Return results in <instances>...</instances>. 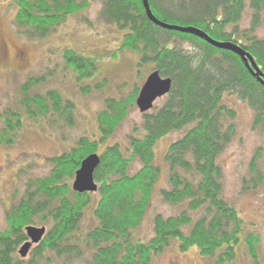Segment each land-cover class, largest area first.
<instances>
[{
	"label": "trees",
	"instance_id": "obj_1",
	"mask_svg": "<svg viewBox=\"0 0 264 264\" xmlns=\"http://www.w3.org/2000/svg\"><path fill=\"white\" fill-rule=\"evenodd\" d=\"M15 7L13 28L26 39L42 40L69 17L89 7L92 0H9ZM102 18L121 34L118 52L137 56V68L150 67L171 81L160 107L142 115L126 144H110L126 121L142 86L124 98H107L97 113L98 136L79 137L69 151L49 159L43 177L29 178L22 196L5 214L0 231V264H152L171 245L184 253L195 249L211 264H233L244 255L250 264H262L260 237L223 197L218 157L230 143L235 111L227 102L236 96L252 111V128H264V85L239 56L204 40L170 31L151 22L142 0H100ZM160 22L194 27L211 39L239 46L264 75V0H147ZM249 11L250 24L239 28ZM193 47V51L182 48ZM63 59L76 81L89 80L96 60L66 49ZM46 76L28 78L20 86L16 107L0 112V146H11L24 126L49 122L73 126L74 104L56 89L38 92ZM145 82V81H144ZM143 85V84H142ZM161 99V98H160ZM159 100V99H158ZM182 135L162 156L166 188L161 201L180 208L178 213L152 219V236L136 232L150 208L162 170L156 146L171 133ZM99 157L93 178L97 190L79 194L71 182L84 159ZM258 152L249 165L244 190L264 191V173L257 167ZM85 225V226H84ZM45 228L42 240L21 258L28 240L25 228ZM38 228V227H37ZM33 247V246H32ZM27 254V255H28ZM27 257V256H26Z\"/></svg>",
	"mask_w": 264,
	"mask_h": 264
},
{
	"label": "rangeland",
	"instance_id": "obj_2",
	"mask_svg": "<svg viewBox=\"0 0 264 264\" xmlns=\"http://www.w3.org/2000/svg\"><path fill=\"white\" fill-rule=\"evenodd\" d=\"M102 4L100 0H92L86 10L69 17L46 38L29 40L13 28L14 5L9 0H0V112L8 107H16L20 86L28 78L42 75L46 76L47 82L38 92L56 89L75 107L73 126L25 121L15 143L0 146V231L6 229V211L22 196L27 179L45 176L50 170L49 159L69 151L79 137H97L96 115L104 108L105 100L127 97L135 86H142L151 74L150 67L137 68L135 54L118 52L121 34L102 18ZM249 24L250 13L246 11L239 28L247 29ZM256 35L262 38L264 32L257 29ZM182 48L194 50L186 45ZM66 49L97 61L95 72L89 80L76 81V74L63 59ZM163 101L164 98L156 100L153 106L160 107ZM227 102L235 111V132L217 161L222 169L223 197L237 209L249 229L259 235L260 257L264 264V191H246L243 188V180L249 179L250 162L258 152L257 167L264 173V128H252L253 113L236 96H230ZM142 115L137 106L131 109L109 143L125 145L133 130L141 129ZM181 135L182 132L171 133L156 146V162L161 166L162 173L147 216L136 232L141 239L152 236V219L155 215L168 217L177 214L180 209L163 203L157 191L167 187V171L162 156L167 146ZM27 258L29 254L24 259ZM46 264L62 263L52 260ZM152 264L211 263L195 249L182 253L177 245H171ZM233 264L250 262L242 255Z\"/></svg>",
	"mask_w": 264,
	"mask_h": 264
},
{
	"label": "water",
	"instance_id": "obj_3",
	"mask_svg": "<svg viewBox=\"0 0 264 264\" xmlns=\"http://www.w3.org/2000/svg\"><path fill=\"white\" fill-rule=\"evenodd\" d=\"M145 13L148 19L156 26L163 29L176 31L180 33L190 34L196 36L215 48L230 51L240 57L245 66L250 70L251 74L264 85V75H262L253 58L239 46L231 43H222L211 39L203 31L194 27H179L167 25L158 21L151 13L147 0H142ZM171 89V81L169 79H162L158 72L151 73L140 88L136 99V106L138 110L144 114L150 111L156 100L166 96ZM99 157L97 155H90L84 159L80 165L79 170L75 173L74 181L72 183V190L76 193H92L97 190V185L94 182L93 174L98 167ZM25 232L29 241L23 244L18 254L21 258H25L33 245H37L45 234V228L27 227Z\"/></svg>",
	"mask_w": 264,
	"mask_h": 264
}]
</instances>
